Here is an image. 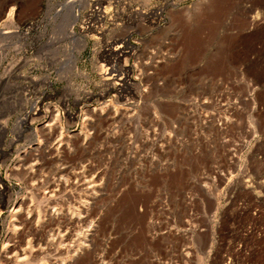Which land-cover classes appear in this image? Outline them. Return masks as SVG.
Returning a JSON list of instances; mask_svg holds the SVG:
<instances>
[{
    "label": "rangeland",
    "instance_id": "rangeland-1",
    "mask_svg": "<svg viewBox=\"0 0 264 264\" xmlns=\"http://www.w3.org/2000/svg\"><path fill=\"white\" fill-rule=\"evenodd\" d=\"M165 1L0 0V264H264V0Z\"/></svg>",
    "mask_w": 264,
    "mask_h": 264
},
{
    "label": "bare ground",
    "instance_id": "bare-ground-1",
    "mask_svg": "<svg viewBox=\"0 0 264 264\" xmlns=\"http://www.w3.org/2000/svg\"><path fill=\"white\" fill-rule=\"evenodd\" d=\"M89 1V0H88ZM94 1V3H93V7H95L96 8V10H95V13L94 14H96L97 13V15H99V19L98 20H102V21H104V22H106L107 20H109V17H110V15L112 14V10L114 9L112 6H111V3H112V0H93ZM101 5V6H99V7H96V5H98V3ZM145 1V3H146V5H147V12H146V14H151V15H153V16H159V15H162V12H163V10H164V7L163 6H161V5H159V4H157V5H153L152 7H148V6H150V5H152L153 3H154V1H156V0H144ZM167 2H168V0H166ZM165 1V2H166ZM77 2H79L78 4H80L81 5V3L80 2H82V3H84L85 4V2H87V0H74V2H70V3H65L64 5V7H66V8H68L67 9V12L64 14V19L65 20H69V19H71V23H70V28H69V33L68 34H70V36L73 38V39H79L80 41H81V44H83L84 46H85V44H86V41L84 40V38H81L80 37V34H78L76 31H75V26L79 23V21H80V19H81V17H82V15H81V12L79 11V7L77 6ZM88 3V2H87ZM103 3H107L108 4V6H104L103 5ZM169 3H170V1H169ZM90 4H92V1H91V3ZM92 7V8H93ZM63 9V8H62ZM81 10V9H80ZM15 8L13 7V8H11V10H10V12L8 13V18L7 19H9V20H11V21H14V15H15ZM92 11V10H91ZM67 24H65V26H66ZM14 26V25H13ZM82 28H84V30H87L88 29V27L87 26H84V27H82ZM87 28V29H86ZM89 28H92L93 29V27H90L89 26ZM91 29V30H92ZM17 30H18V28H17ZM3 31V30H2ZM68 31V30H67ZM93 31V30H92ZM103 31V30H102ZM105 31V30H104ZM17 32V31H16ZM2 33H5V31H3ZM123 43H125V44H127V45H131L130 46V48H131V50L129 51V53L125 50L127 47H124V46H116V48H114V51L116 52V54H117V56L119 57V58H122V57H126L128 54H130V52L132 51V50H134V45H132V43H131V41H130V39L129 38H126L125 40H124V42ZM129 47V46H128ZM73 54V53H72ZM75 56V55H74ZM75 63V62H74ZM114 70V69H113ZM125 73H122V76H121V78H119V80H121L122 82H124V83H127L128 82V80H129V77H130V69H127V68H125V71H124ZM108 73V72H107ZM113 74V73H112ZM109 75H111V72H109ZM119 75V74H118ZM118 75H114V76H110V77H107L108 79H111V80H115V79H117L118 77ZM106 109V108H105ZM105 112V110H103L102 111V113H104ZM31 113V112H30ZM39 112H37L36 114H38ZM92 113V112H91ZM35 114V113H34ZM5 120V119H4ZM2 121V120H1ZM22 121H25V120H22ZM6 122V121H5ZM27 122V121H26ZM26 122H22V123H26ZM2 123V122H1ZM51 123H49L48 125H47V127L48 126H50L49 127V129H51V125H50ZM1 126V125H0ZM2 126H4L5 127V125H3L2 124ZM1 126V127H2ZM1 127H0V129H1ZM8 127V126H7ZM3 128V127H2ZM4 129V128H3ZM2 130V129H1ZM49 131V130H48ZM48 134H50V133H48ZM51 136V135H50ZM35 150L36 151H39V150H41V151H43V155L44 156H46L47 154H49L48 152H50L51 150L49 149V150H45V149H43V147H42V143H36V148H35ZM37 155V154H36ZM37 157V156H36ZM25 157H23V159H22V161H24V162H22L21 164H20V166L22 167V168H24V165L26 164V160L25 159H27V158H25ZM32 167V166H31ZM92 179V178H91ZM90 179V180H91ZM2 182V178L0 177V183ZM4 183V182H3ZM101 183H103V182H99L98 183V181L97 180H94L92 183L90 182V183H88V184H91L90 186H88V187H86L87 188V191L85 190V192H87V197L91 200V202L93 201V199L95 198L94 196H96L97 194H99V193H101V191H102V188H103V186H102V184ZM3 185H5L4 186V188H3V186H2V184H0V205H1V202H2V200H3V198L6 196V191H8L7 189H8V186L4 183ZM57 185V184H56ZM52 189H54V188H52ZM55 191V190H54ZM52 194H54V193H52ZM98 196V195H97ZM96 196V197H97ZM85 197H86V193H85ZM81 198V197H80ZM25 199V198H24ZM88 199V200H89ZM87 200V201H88ZM89 202V201H88ZM87 202V204H89ZM96 202V201H95ZM83 203V202H82ZM86 203V202H85ZM86 204V205H87ZM18 208L15 210V212L16 213H20V212H22V210L24 209L23 207H25V203H24V201H18ZM79 206V205H78ZM88 206V205H87ZM91 206V205H90ZM77 207V206H76ZM93 207V206H92ZM78 208V207H77ZM86 208V207H85ZM87 209V208H86ZM90 209V208H89ZM92 209V208H91ZM25 210V209H24ZM61 210V209H60ZM69 211V210H68ZM92 211V210H91ZM14 212V213H15ZM29 213V212H28ZM62 213V212H61ZM71 213V212H70ZM33 214V213H32ZM30 215L29 216V218H31V220H29V223L32 221V218H33V216L34 215ZM81 214V213H80ZM86 214V213H85ZM89 214V213H88ZM15 215V214H14ZM29 215V214H28ZM56 215H57V213L55 214V216H53V218L52 219H55L56 218ZM59 216V215H58ZM57 216V217H58ZM67 216V215H66ZM73 216V215H72ZM80 217V216H79ZM78 217V218H79ZM87 217V216H86ZM85 218V217H84ZM16 219V218H15ZM59 219V218H58ZM87 219V218H86ZM89 219V218H88ZM17 220V219H16ZM69 221H71L72 223L75 221V219L73 218V217H71L70 219H69ZM68 221V222H69ZM84 221V220H83ZM86 221H88V220H86ZM78 222V221H77ZM76 222V223H77ZM84 223H86L85 221H84ZM15 225V224H14ZM86 226V225H85ZM89 226V225H88ZM19 228V226H15V228ZM77 227V226H76ZM14 229V228H13ZM17 230V229H16ZM14 233H16V231L14 232ZM87 233V232H86ZM11 234H13V233H11ZM88 238V237H87ZM89 239H91V238H89ZM6 245V248H7V254L10 252V247H7V246H10L11 245V243H6L5 244ZM83 248V247H82ZM86 250V249H85ZM81 252V251H80ZM78 253V252H77ZM75 254H76V252H75ZM74 254V255H75ZM78 255H79V253H78ZM6 257H7V255H6Z\"/></svg>",
    "mask_w": 264,
    "mask_h": 264
}]
</instances>
